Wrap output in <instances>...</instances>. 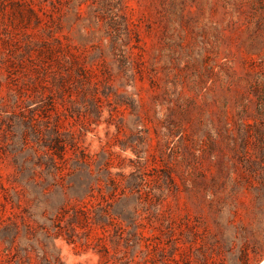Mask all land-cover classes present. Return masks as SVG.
Segmentation results:
<instances>
[{
  "label": "rangeland",
  "instance_id": "1",
  "mask_svg": "<svg viewBox=\"0 0 264 264\" xmlns=\"http://www.w3.org/2000/svg\"><path fill=\"white\" fill-rule=\"evenodd\" d=\"M0 264H264V0H0Z\"/></svg>",
  "mask_w": 264,
  "mask_h": 264
}]
</instances>
